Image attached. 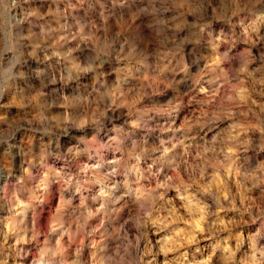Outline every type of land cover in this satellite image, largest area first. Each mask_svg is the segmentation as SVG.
<instances>
[{
	"label": "clouds",
	"instance_id": "clouds-1",
	"mask_svg": "<svg viewBox=\"0 0 264 264\" xmlns=\"http://www.w3.org/2000/svg\"><path fill=\"white\" fill-rule=\"evenodd\" d=\"M0 264H264V0H0Z\"/></svg>",
	"mask_w": 264,
	"mask_h": 264
}]
</instances>
